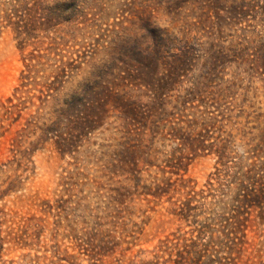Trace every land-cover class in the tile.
<instances>
[{
    "label": "rangeland",
    "instance_id": "374dc122",
    "mask_svg": "<svg viewBox=\"0 0 264 264\" xmlns=\"http://www.w3.org/2000/svg\"><path fill=\"white\" fill-rule=\"evenodd\" d=\"M204 225L264 264V0H0V264H177Z\"/></svg>",
    "mask_w": 264,
    "mask_h": 264
},
{
    "label": "trees",
    "instance_id": "16d2710c",
    "mask_svg": "<svg viewBox=\"0 0 264 264\" xmlns=\"http://www.w3.org/2000/svg\"><path fill=\"white\" fill-rule=\"evenodd\" d=\"M184 53L179 55L183 56ZM198 141V140H194ZM193 141V143H194ZM234 214V211H233ZM185 215V214H183ZM186 216H183L185 219ZM226 232H222L223 235L220 237V241L218 242L220 246H223L225 252L228 253L231 257V254L234 252V218L233 215L231 217L230 222L227 223ZM205 225L203 229L200 231L203 237L195 236V237H185L183 234L177 236V240L172 243L173 247L176 250V256L179 258L177 260V264H205L210 261L209 253H211L214 248L213 245L216 244L215 240H212V237H208V230H206ZM199 234V233H198ZM200 238V239H198ZM206 239V240H205ZM172 242V241H171ZM212 242V244H211Z\"/></svg>",
    "mask_w": 264,
    "mask_h": 264
}]
</instances>
